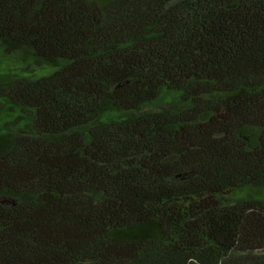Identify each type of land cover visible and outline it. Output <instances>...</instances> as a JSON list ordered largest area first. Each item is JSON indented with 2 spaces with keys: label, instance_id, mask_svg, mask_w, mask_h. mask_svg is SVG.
<instances>
[{
  "label": "trees",
  "instance_id": "obj_1",
  "mask_svg": "<svg viewBox=\"0 0 264 264\" xmlns=\"http://www.w3.org/2000/svg\"><path fill=\"white\" fill-rule=\"evenodd\" d=\"M0 264H264V0H0Z\"/></svg>",
  "mask_w": 264,
  "mask_h": 264
}]
</instances>
